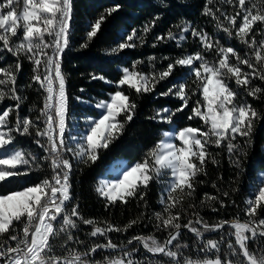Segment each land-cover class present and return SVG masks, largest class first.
Segmentation results:
<instances>
[{"label": "snow or ice", "instance_id": "obj_1", "mask_svg": "<svg viewBox=\"0 0 264 264\" xmlns=\"http://www.w3.org/2000/svg\"><path fill=\"white\" fill-rule=\"evenodd\" d=\"M158 3L170 6L164 0ZM226 5L232 6V14L223 10ZM119 7L108 9L88 25L90 30L80 44L81 50L89 46L107 17ZM202 15L211 18L217 32L222 30L246 46L244 56L232 46H222L203 27L182 22L176 25L178 33L170 28L157 35L152 47L169 41L180 47L190 35L199 50L176 58L162 57L170 62L166 70L159 72L155 70L154 56L148 57V72L137 70L144 61H134L132 70L126 66L119 69L122 76L116 82L103 74H91L89 82L115 83L118 90L109 94L108 100L94 104L84 96L74 98L100 110L99 118H84L81 130L79 124L68 123L72 97L68 92L69 78L62 67L63 57L72 47L74 0H0V53L6 50L15 58L14 63L0 66V102H14L0 112V188L13 179L36 172L44 174L32 186L0 194V264H264V187L258 188L254 199L247 200L243 222L237 215L232 222L210 223L195 203H185L204 183L199 176L207 175V165L219 164L210 147H226L228 161L237 169V175L243 171V162L254 144V132L264 119V113L247 99L264 102V0H207ZM159 19L157 15L144 25V36L132 29L111 52L118 54L134 48L137 41L142 46ZM209 54L218 59H207ZM3 61L0 56V63ZM25 61L31 66V74L24 87L36 86L37 92L43 91V106L36 115H21L26 97L18 77ZM177 68L188 69L185 76L178 77L182 82L172 83L158 95L176 98L179 107L174 111L163 107L149 117L171 125L170 130L162 132L163 139L148 151L143 162L129 166L121 160L111 165L106 177L115 178H101L95 188L105 199L106 209L117 204L126 207L136 200L145 206V212L123 226L85 218L79 203L73 202L74 175L78 165L95 164L100 150H108L134 120L137 103L121 90L122 86L134 89L138 96L153 93ZM192 77L195 79L189 83ZM79 91L84 93L85 89L81 87ZM198 92L202 100L195 99L190 104ZM189 108L187 120L199 118L203 127L187 126L177 131L174 117ZM18 136H32L43 154L19 150ZM258 179L264 184V173ZM153 181L164 185L158 201L162 211L149 215L146 196ZM212 187L217 194L204 193L200 206L210 207L212 212L226 209L223 197L230 198L236 189L222 191L215 181ZM184 217L192 218L181 223ZM150 224L153 234L133 235L126 243H114L110 236ZM82 225L91 230L84 232ZM185 230L193 234L192 244L184 240ZM209 233H219V238H207ZM98 238L106 243L95 242ZM102 250L119 256L97 260Z\"/></svg>", "mask_w": 264, "mask_h": 264}, {"label": "trees", "instance_id": "obj_2", "mask_svg": "<svg viewBox=\"0 0 264 264\" xmlns=\"http://www.w3.org/2000/svg\"><path fill=\"white\" fill-rule=\"evenodd\" d=\"M207 0H184L180 3L179 0H164L165 4L170 5L165 8L158 0H74V17L71 21L72 25V47L66 51L63 57V70L68 76V92L72 97L70 101V116H83L94 115L96 110L93 107L84 106L78 103L74 98L76 96H84L90 98L91 102H95L107 98L109 94L118 90L115 83L106 84L102 81H90L91 74H103L107 79L116 82L121 78V67H129L132 70L134 61L142 60L143 64L139 65V71L148 72L150 66L148 64V57L154 56L155 70L157 72L166 70L167 63L162 57L176 58L186 53H192L199 50L198 43L189 35L186 42L180 47H177L175 42L169 41L168 43H160L156 47H152L155 43L157 35L165 34L170 28L174 32H179L176 25L182 22H191L195 27H203L209 32L214 40H219L220 44L224 47L232 46L236 48L241 56H244L247 51L246 46L240 44L237 39L229 38L222 30L217 32L215 25L211 22V18L202 15L203 7ZM119 5V10L112 13L107 17L106 21L102 24V29L98 35L90 42L89 46L81 50L80 44L85 42L86 32L90 30L88 25L94 23L96 19L104 14L108 9ZM219 6V5H217ZM223 10H227L229 14L233 13L232 6L226 5ZM157 15L160 16L156 26L144 39L146 42L141 46L139 41L136 42L137 46L131 49H125L118 54H113L111 48L115 47L118 43L123 42L126 35L131 34L132 29H137L138 34L144 36L143 27L149 24ZM2 47V42H0ZM4 57V61L0 66L14 63L15 58L7 53L6 50L0 53ZM214 54H209L207 59L213 60ZM218 59V58H216ZM243 70L248 71L247 66H243ZM188 72L187 68H177L174 74L167 80L162 81L156 86L153 93H146L137 95L134 89L129 88L127 85L122 86L121 90L129 95L130 99H134L137 103V113L134 120L126 125V128L121 137L108 149L100 150V156L95 164L77 166V171L73 180V195L75 197L74 203H79L82 214L85 218H92L98 221L108 220L123 226L131 219H135L142 212H145V206L138 204L133 200L126 207L120 204L106 209L104 207L106 201L96 193L95 188L98 186V177L114 162L119 160L127 161V163L141 162L144 160L149 150L155 147L156 143L163 138L162 132L168 128L167 123H159L149 119L155 116L156 111L163 107H169L173 111L179 107L180 101L174 97H162L158 94L166 91L172 83L182 82L178 77L185 76ZM31 74V66L27 61L23 63V70L18 77V85L21 93L26 99L22 102L21 115H36L37 109L43 106V91H36V86L33 88H25L24 85L29 82ZM195 78L189 79V83ZM231 86L235 89L234 81L230 82ZM256 84L261 82L256 81ZM261 86H264L262 84ZM83 87L84 93L79 89ZM195 99H201L198 92ZM249 103L253 104L258 111L264 113V102L257 101L252 97H247ZM14 102L5 100L0 102V112ZM32 109V112H29ZM190 108L183 113H178L174 117L173 125L176 129L187 126L203 127L202 121L197 118L195 120H187L190 114ZM123 122V121H121ZM206 130V129H204ZM254 144L247 158L243 162V171L237 175L235 169L228 161L226 147L217 149L210 147L209 151L217 157L219 164H208L207 175L201 174L199 180L204 183L199 184L197 191L191 201L185 199V203H195L200 211V214L205 217L210 223H215L220 220H227L229 222L235 221L237 215L243 222L244 209L246 202L249 199H254L253 185L255 184L257 173L264 172V119H262L255 132ZM243 142L242 139L240 141ZM17 148L22 151H31L34 154L42 155L43 150L39 148L34 142L32 136H18ZM50 171V170H49ZM222 177V180H218ZM44 178L43 173H33L31 175L13 179L5 187L0 188V194L21 190L23 187L32 186ZM217 182L218 187L224 191L233 192L230 198L223 197L225 203L228 205L226 209L219 212H212L210 207H201L200 201L204 199V193L211 195L217 194V189L212 187V182ZM164 185L158 184L153 181L147 191V213L150 215L154 211H162V205L158 203L160 195L163 192ZM175 195L179 196L177 192ZM234 200L233 205L231 201ZM217 206L218 205H214ZM264 216V213H261ZM192 217H184L181 223L186 222L187 219ZM103 226V225H101ZM91 230L90 226L87 227ZM225 227V232H227ZM153 234L151 224L144 228L142 225L130 229L127 233H111L110 236L114 243H126L127 238L133 235H150ZM116 235V236H114ZM166 235V234H165ZM184 240L189 244L194 241L192 233L186 230L183 233ZM207 238H219V233L206 234ZM162 239V237H159ZM119 253L102 250L96 259L100 260L106 257H118ZM195 258V257H193Z\"/></svg>", "mask_w": 264, "mask_h": 264}, {"label": "rangeland", "instance_id": "obj_3", "mask_svg": "<svg viewBox=\"0 0 264 264\" xmlns=\"http://www.w3.org/2000/svg\"><path fill=\"white\" fill-rule=\"evenodd\" d=\"M17 42H18V41H17ZM121 69H122V67H121ZM108 99H109V95H108L107 98H104V99H101V100H108ZM101 100H98V101H95V102H92V103L94 104V103L99 102V101H101ZM201 100H202V96H201ZM82 105H83V104H82ZM84 106H88V105H84ZM88 107H90V106H88ZM93 108H94V107H93ZM94 109L96 110V113H95L94 115H83V116H81V117H80V116H70L68 123H69L70 125L73 124V123L79 124L81 130H83V128H84V123H83V121H84V118H85V117L99 118L100 110H98V109H96V108H94ZM167 125H168L167 130H170V128H171L172 126L169 125V124H167ZM178 130H179V129H177V131H178ZM162 139H163V138H162ZM0 158H3V157H0ZM119 161H121V160H119ZM119 161H114L111 165H113V164H115V163H118ZM123 161H124V160H123ZM137 162H138V161L133 162V163H128V165H129V166H132V165H134V164L137 163ZM141 162H143V161H141ZM111 165H110V166H111ZM110 166H109V167H110ZM109 167L107 168V170L109 169ZM107 170H105L103 173H101V174L99 175V177H98V184H99V180H100L101 178H108V179H114V178H115V176H107V177H106V172H107ZM260 173H264V172L259 171V172L257 173L256 181H255V184L253 185V190L255 189V191H253L254 198H255V195L258 194V188H259V187H264V184L259 183V179H258V177H259V174H260ZM21 190H22V189H21ZM87 227H88V226H83V225H82V229H83L84 232L90 231V230L87 229ZM81 236H83V233H81ZM114 236H116V235H114ZM111 238H112V237H111ZM95 242L106 243L105 240L100 239V238H98ZM90 243H91V240H90Z\"/></svg>", "mask_w": 264, "mask_h": 264}, {"label": "bare ground", "instance_id": "obj_4", "mask_svg": "<svg viewBox=\"0 0 264 264\" xmlns=\"http://www.w3.org/2000/svg\"><path fill=\"white\" fill-rule=\"evenodd\" d=\"M114 242V241H113ZM109 251H111V250H109Z\"/></svg>", "mask_w": 264, "mask_h": 264}, {"label": "built area", "instance_id": "obj_5", "mask_svg": "<svg viewBox=\"0 0 264 264\" xmlns=\"http://www.w3.org/2000/svg\"><path fill=\"white\" fill-rule=\"evenodd\" d=\"M20 227H22V226H20ZM14 246V245H13Z\"/></svg>", "mask_w": 264, "mask_h": 264}]
</instances>
